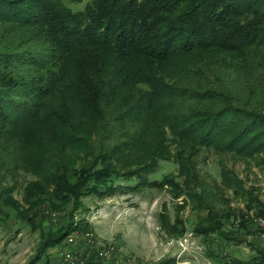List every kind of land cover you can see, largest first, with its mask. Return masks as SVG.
Segmentation results:
<instances>
[{
    "label": "trees",
    "instance_id": "16d2710c",
    "mask_svg": "<svg viewBox=\"0 0 264 264\" xmlns=\"http://www.w3.org/2000/svg\"><path fill=\"white\" fill-rule=\"evenodd\" d=\"M203 151L220 156L223 190L199 170ZM227 156L264 174V0H0V226L7 209L33 221L47 202L56 214L74 204L28 264L89 230L84 196L143 188L190 202L196 234L242 244L227 231L239 216L246 228ZM161 162L178 174L150 181ZM21 175L34 179L19 200ZM252 193L247 209L264 217Z\"/></svg>",
    "mask_w": 264,
    "mask_h": 264
},
{
    "label": "rangeland",
    "instance_id": "374dc122",
    "mask_svg": "<svg viewBox=\"0 0 264 264\" xmlns=\"http://www.w3.org/2000/svg\"><path fill=\"white\" fill-rule=\"evenodd\" d=\"M84 4L68 5L80 10ZM218 157L220 156L214 152L203 151L200 159H197V164L201 173L205 174L204 177L219 183L223 190ZM235 159L232 156L222 157L227 168L242 182L245 197L235 194L234 189L226 191V195L230 198L232 208L243 211L247 229L240 226L242 216H239V221L231 219L227 222V231L231 230L237 236L244 237L245 242L242 244L221 240L217 235L204 237L196 234L194 226L199 214L193 211L190 202L184 203L183 197L174 199L168 189L143 188L138 192L122 190L106 197L86 195L81 199L82 206L77 211V219H84L89 224L88 232H91L94 247L100 248L108 244L117 247L118 254L114 261H118V264H160L164 260L176 262L179 247L174 245L169 248V243L184 237L194 243V248L199 247L197 254L184 252V257H181L189 260L191 264H227V258L232 264L234 260L249 261L257 256V250H264V230L252 223L253 217L261 215L257 214L258 207L247 209V193L253 192L252 194L264 204V174L254 164L248 165ZM166 174L177 175V165L161 162L156 174L150 175L149 180H161ZM33 179L29 175L18 177V190L14 195L19 200L22 199L23 187ZM210 183L216 188L213 182ZM121 184L131 185L124 181H121ZM48 205L49 202L40 210L28 214V218L32 217L33 221L19 219L15 210L7 209L9 219L0 226V264H28L40 248L42 235L56 232L66 223L68 212L74 208L72 203L67 212L60 211V214H57V222H54L48 216L47 211L51 210ZM176 219L182 222L179 229L184 227V234L175 233L176 231L175 234L171 233V226L173 227ZM75 232L82 233L77 230L73 233ZM61 245L53 249L59 250ZM73 249L84 250L85 244L80 241Z\"/></svg>",
    "mask_w": 264,
    "mask_h": 264
},
{
    "label": "built area",
    "instance_id": "2783aa9c",
    "mask_svg": "<svg viewBox=\"0 0 264 264\" xmlns=\"http://www.w3.org/2000/svg\"><path fill=\"white\" fill-rule=\"evenodd\" d=\"M50 218L54 222H57L58 215L56 213H50ZM252 223L257 228L264 230L263 216L253 217ZM80 241L85 244V249H73ZM174 245L179 247V253L177 254L178 259L174 264H191L189 260L181 257L184 255V252L197 254L199 247L194 248V243L192 244L187 237H184L177 242L171 240L169 248ZM94 251L95 253L93 254ZM117 254L118 249L114 244H108L100 248H96L94 247L91 232L87 231L84 233L82 232L81 234L80 232H75L68 236L58 250V264H112ZM227 264H232V261L229 258H227ZM259 264H264V262Z\"/></svg>",
    "mask_w": 264,
    "mask_h": 264
},
{
    "label": "crops",
    "instance_id": "0c3cea01",
    "mask_svg": "<svg viewBox=\"0 0 264 264\" xmlns=\"http://www.w3.org/2000/svg\"><path fill=\"white\" fill-rule=\"evenodd\" d=\"M51 255V256H50ZM48 259L44 258L41 262V264H58L59 263V257H58V249H52L49 252ZM113 264H118V261H113Z\"/></svg>",
    "mask_w": 264,
    "mask_h": 264
}]
</instances>
